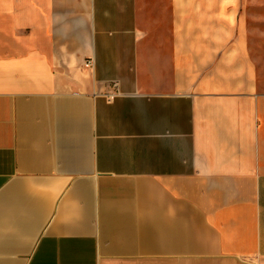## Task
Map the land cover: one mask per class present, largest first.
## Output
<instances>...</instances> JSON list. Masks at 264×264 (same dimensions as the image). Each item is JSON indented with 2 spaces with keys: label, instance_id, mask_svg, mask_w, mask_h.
<instances>
[{
  "label": "crops",
  "instance_id": "1",
  "mask_svg": "<svg viewBox=\"0 0 264 264\" xmlns=\"http://www.w3.org/2000/svg\"><path fill=\"white\" fill-rule=\"evenodd\" d=\"M244 1L0 0V264H264Z\"/></svg>",
  "mask_w": 264,
  "mask_h": 264
},
{
  "label": "rangeland",
  "instance_id": "2",
  "mask_svg": "<svg viewBox=\"0 0 264 264\" xmlns=\"http://www.w3.org/2000/svg\"><path fill=\"white\" fill-rule=\"evenodd\" d=\"M242 14L246 18L251 55L264 74V0H246Z\"/></svg>",
  "mask_w": 264,
  "mask_h": 264
},
{
  "label": "built area",
  "instance_id": "3",
  "mask_svg": "<svg viewBox=\"0 0 264 264\" xmlns=\"http://www.w3.org/2000/svg\"><path fill=\"white\" fill-rule=\"evenodd\" d=\"M91 64H92V62H91V61H88L87 64H86V67H90ZM113 88L115 89V93L112 94L111 97L114 96V95H117V94H118V91H117L118 84H117V83H114V84H113Z\"/></svg>",
  "mask_w": 264,
  "mask_h": 264
}]
</instances>
